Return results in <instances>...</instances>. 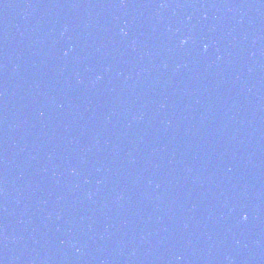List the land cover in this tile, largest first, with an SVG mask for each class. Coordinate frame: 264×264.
I'll use <instances>...</instances> for the list:
<instances>
[{"label":"water","instance_id":"water-1","mask_svg":"<svg viewBox=\"0 0 264 264\" xmlns=\"http://www.w3.org/2000/svg\"><path fill=\"white\" fill-rule=\"evenodd\" d=\"M182 264H264V0L237 25Z\"/></svg>","mask_w":264,"mask_h":264}]
</instances>
